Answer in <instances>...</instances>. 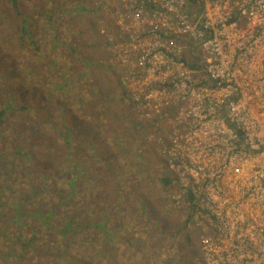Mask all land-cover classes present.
<instances>
[{"label":"rangeland","instance_id":"374dc122","mask_svg":"<svg viewBox=\"0 0 264 264\" xmlns=\"http://www.w3.org/2000/svg\"><path fill=\"white\" fill-rule=\"evenodd\" d=\"M59 1L19 0V5L23 12L33 13L35 18L38 17L39 11L35 6L43 4L54 10L63 7L72 9L73 5L70 4L74 0ZM120 3V0L79 2L86 5L87 13L81 15L83 19H76V22L83 26V35L76 41L74 50L69 48L73 32L76 31L73 27L60 29L58 38L45 32L46 39L55 38L52 42L55 48L49 49V54L58 59L57 73L66 72L61 81L62 84L66 81L68 85L61 86L60 82L57 92L60 97L63 93L70 97L66 102L69 111L65 116L66 106H59L64 122L56 121L54 127L47 124L46 132L42 130V137L48 139L52 148L46 158L42 157V153H47V150H36L31 157V166L32 169L36 167L45 171L47 189L40 190L36 202L27 206L24 211V219L30 221L27 223L29 226L19 230L13 229L12 225L11 230L7 232L5 228L0 229V264H203L208 257L200 246V239L212 236L207 228L209 223L206 219L195 220L194 216H190L192 212L182 194L184 185L181 171L176 167L177 173H173L167 164L165 150L179 143L173 141V131L176 127L168 118L174 113L168 109L173 108L155 106L154 102L145 107L136 105L134 109L128 110H134L130 118H124L123 109L127 110L128 106L133 108L135 100L131 97V86H125L128 84L126 81L125 85H121L115 78L123 82L126 71L135 68V59L125 53L131 30L127 35L130 28L127 25L130 24L128 19L118 20L122 13L118 9ZM53 4L56 8H53ZM16 12L5 4V0H0V69L13 66L17 69L16 57L17 53L21 52L18 47L22 44ZM123 33L124 40L121 41ZM23 39L27 43L26 37ZM60 40L65 44L64 47H61ZM122 57L127 61L123 63ZM104 64L106 66L103 67ZM17 74L21 81L27 82L20 70ZM2 81L3 78H0V90L4 84ZM29 81L34 82V78ZM46 86L45 83L41 84L39 89L34 88L28 100L29 105L35 103L30 113L21 115L13 112V115L9 116L10 124L23 125L33 131L31 116L37 108L46 111L52 121L56 103L47 95ZM134 89L143 91L139 84ZM4 95L3 93L2 96ZM86 96L89 100H85V109L93 104L99 105L102 100L109 104L108 109L99 117L93 114L97 120H88L89 118L83 115V119L80 117L84 103L79 102L76 97ZM96 98L98 100L92 102ZM108 116L113 119L109 120ZM99 119L105 126L99 124ZM130 121H137L138 126L142 128L138 133L141 137L133 136L134 142L131 145L127 137L125 138L128 125H131ZM62 126L72 127L77 137H81V133L87 134L81 137L74 147L84 155L87 162L100 164L98 172H105L107 181L103 187L96 185L94 192L77 181V190L72 192L71 200H68L66 190L72 183V178L67 175V171H62V176L58 178L53 177V172L60 170V155L64 153L60 137ZM11 128L7 126L0 129V137L10 135ZM7 146L9 144L0 148V155H3L1 152L8 151L2 150ZM92 153H98L102 158L91 156L90 159ZM103 158L106 163L108 159L110 164L106 169L100 162ZM53 162L55 164L50 167ZM0 163L7 164V158H3ZM121 163H124L126 168L130 164L138 184L147 189L144 196L147 198V212L140 209L138 196L130 202L125 196L122 198L121 194L114 191L116 177L129 179L126 168H119ZM165 174L173 178L168 184L161 181ZM22 187L30 189L32 185L23 182L16 188ZM135 201L137 202L132 204ZM5 204L8 205L7 202ZM50 205L54 208L48 220L50 222L34 220L35 213L39 211L46 215ZM68 218H72V222L65 231L63 225ZM103 219L105 223L99 225L98 221ZM33 227H36L35 234L31 229ZM9 258L15 262H10Z\"/></svg>","mask_w":264,"mask_h":264},{"label":"built area","instance_id":"2783aa9c","mask_svg":"<svg viewBox=\"0 0 264 264\" xmlns=\"http://www.w3.org/2000/svg\"><path fill=\"white\" fill-rule=\"evenodd\" d=\"M121 2L136 63L123 84L138 107L176 109L165 154L209 223L203 264H264V0Z\"/></svg>","mask_w":264,"mask_h":264},{"label":"trees","instance_id":"16d2710c","mask_svg":"<svg viewBox=\"0 0 264 264\" xmlns=\"http://www.w3.org/2000/svg\"><path fill=\"white\" fill-rule=\"evenodd\" d=\"M80 1L81 0H74V2L70 4L73 5L72 9L63 7L54 10L50 7H45L44 4L35 6L37 10L39 9L38 17L35 18L33 13L28 14L21 10L19 0H5V4L7 6H10L13 8V10L15 9L17 11L16 15L19 18V28L21 30L20 43L22 44L20 47H18V51H21L20 53H17L18 57L14 55V58L16 57V60H18L17 69L14 68L13 64V67L0 69V78H3L4 80L2 81L4 84L0 90V129H5L7 126L12 127L10 135L0 137V148H3L4 145L9 144V146L2 149H8V151H3L1 152L3 155H0V162L3 158H7V164L2 165L0 163V229L5 228V232L11 230L12 225L13 229L19 230L23 229L25 226H29L27 223L30 221L24 219V211L27 210V206L36 202V199H38L40 195V190L44 191L47 189V185L45 184V171L36 167L35 169H32L31 157L32 154L36 152V150L41 152L47 150V153H42V157L46 158L48 152L50 151L49 149H51L52 146L48 139L42 137L43 132H46L45 129L47 124L54 127L57 124L55 123L56 121L64 122L62 119V111H60L58 107L62 106L65 108L66 106V116L69 111L67 109L66 102L70 99L66 93H63L62 97L58 95L57 90L59 84L60 82L62 84L61 79L65 77L66 72L61 71L57 73L58 70L56 66L58 65V59L56 56L49 54V49L55 48V46L52 45V42L55 41V38H58L60 35V29L71 27L76 29V31L73 32L71 38L72 44L69 46V48L72 50L76 48V41L83 35V26L76 22V19L77 17H81L83 19L81 15L84 16L87 13V8L85 7L86 5L79 4ZM58 2L60 1L58 0ZM53 8H56L54 4ZM118 9H120V12L124 14L126 13L127 7L121 2L118 6ZM45 32H49V36H54L55 38L46 39ZM39 34L41 35L37 37ZM24 37H26L27 43L24 42ZM60 45L61 47L65 46L61 40ZM11 48H16V46H11ZM104 66H106V64H104L103 67ZM18 70L21 71V75H24V79L27 80V82L21 81L22 79H20L17 74ZM32 78H34V82L29 81ZM45 83L47 84V95L52 97L53 101L56 103L53 110V114L55 115L51 116L52 121L48 118L49 115L46 113V111L41 108H37L31 116L32 122L34 124L33 131L23 125H14L13 123L10 124L9 116H12L13 112L21 115L24 113H27L28 115L30 113L31 108L34 107L35 104L31 103L29 105L28 100L30 99L31 93L34 91V88L39 89V86ZM65 85H68L66 81L61 86ZM3 93L5 94L4 96H2ZM76 99L79 102L84 103L82 107L83 112L80 115L82 119L84 116L88 117V120H97L94 115L99 117V115L109 107L108 102L102 100L99 105L93 104L90 108L85 109V100H89V97H76ZM96 100L98 99H93L92 102ZM135 106L136 103L133 105V108L132 106H128L127 110L125 108L123 109L124 118H127L128 116L130 118V114L134 113V110H128L134 109ZM56 110L58 111L55 113ZM171 111H174V109H171ZM108 119H113V117L108 116ZM140 121L144 122V120ZM98 122L100 125L105 126V124L102 123L100 119ZM130 123L131 125H128L129 129L128 132H126L125 138L127 137L126 139L129 140V144L131 145L134 142V137H141V134L138 133L141 132L142 128L138 126L137 121H130ZM15 126L17 129H15ZM61 129L62 134L60 137L64 146V153L60 155V170L53 172V177L58 178V176H62V171H67V175L72 178V183L66 190L68 192L67 198L68 200H71L73 199L72 192L77 190L75 186L77 181H79L83 186H87L92 192L96 191V185H101V187H103L104 183L107 181L105 180V172H98L100 164L87 162V160L84 158V155L74 147L76 142L78 143L79 139L83 136H87V134L81 133V137H77L74 134L72 127L62 126ZM41 152H38V154ZM91 156H94L96 159L102 158L98 155V153H92L90 155V159ZM100 162L105 165V169L106 166L107 168L110 166L108 159L107 163L104 158ZM54 164L55 163L53 162L50 167H52ZM131 167L132 166L130 164L127 165V168L125 167L124 163L119 164L120 169L126 168L127 178L130 180L116 177V185L113 187V189L115 192H117V194H121L122 198L125 196L129 201L131 199L136 200L135 197L138 196L139 198L137 201L139 202L140 209H143L144 212H147V198H144L147 189H145L144 186L138 184L135 171L131 170ZM172 179L169 175L165 174L161 181L164 184H168L172 181ZM124 181L126 182L124 183ZM23 182H27L28 184L32 185V187L30 189H27L26 187H22V189L16 188ZM191 197V194L185 195V199H191ZM137 201L132 202V204L136 203ZM5 202L8 203L7 206ZM53 212L54 208L50 205V210L46 215L39 211L37 214L35 213L34 220L38 219L41 221L50 222L48 220ZM28 216L31 215H27V217ZM71 222L72 218H68L66 220V223L63 225V229L65 231L68 230V226ZM104 223V219L98 221L99 225ZM6 226H9L10 228ZM31 229L33 234H35L34 231H36V227ZM9 260L12 263L15 262L10 258Z\"/></svg>","mask_w":264,"mask_h":264},{"label":"crops","instance_id":"0c3cea01","mask_svg":"<svg viewBox=\"0 0 264 264\" xmlns=\"http://www.w3.org/2000/svg\"><path fill=\"white\" fill-rule=\"evenodd\" d=\"M185 50H186V52L184 53V56H185L187 61L191 62L192 64H194L193 62L198 63L200 61V60H198L197 57L192 56L195 52L188 45L186 46ZM191 57H193V58L191 59ZM193 59H195V61ZM175 111H176V109H175Z\"/></svg>","mask_w":264,"mask_h":264},{"label":"bare ground","instance_id":"6f19581e","mask_svg":"<svg viewBox=\"0 0 264 264\" xmlns=\"http://www.w3.org/2000/svg\"><path fill=\"white\" fill-rule=\"evenodd\" d=\"M124 39H121V41H123ZM184 42V41H183ZM181 54H183V53H181ZM201 54V56H204V55H207V56H212L213 55V53H211V52H208V51H206V52H201L200 53ZM193 57H191V59H192ZM121 61L124 63V62H126L127 60L126 59H124V57H122V59H121ZM135 68H136V63H135ZM134 68V69H135ZM122 70V69H121ZM127 72V71H126ZM115 78V77H114ZM116 79V81H118L121 85H123V82L121 81V80H118L117 78H115ZM121 81V82H120ZM116 83V82H115ZM124 95V94H123ZM98 162V161H97ZM126 173V172H125Z\"/></svg>","mask_w":264,"mask_h":264},{"label":"clouds","instance_id":"9594fccd","mask_svg":"<svg viewBox=\"0 0 264 264\" xmlns=\"http://www.w3.org/2000/svg\"><path fill=\"white\" fill-rule=\"evenodd\" d=\"M122 14V13H121ZM120 14V15H121ZM120 17V16H119ZM119 17H118V20H119ZM128 31V30H127ZM124 38V33L121 35V39H123ZM168 119V118H167Z\"/></svg>","mask_w":264,"mask_h":264},{"label":"flooded vegetation","instance_id":"af4514ba","mask_svg":"<svg viewBox=\"0 0 264 264\" xmlns=\"http://www.w3.org/2000/svg\"><path fill=\"white\" fill-rule=\"evenodd\" d=\"M189 209L192 210V208H190V207H189ZM187 213H188V212H187ZM189 213H191V212H189ZM190 216H192V214H191ZM190 216H189V217H190Z\"/></svg>","mask_w":264,"mask_h":264}]
</instances>
